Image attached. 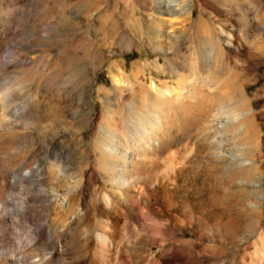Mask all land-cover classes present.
<instances>
[{"label":"rangeland","instance_id":"obj_1","mask_svg":"<svg viewBox=\"0 0 264 264\" xmlns=\"http://www.w3.org/2000/svg\"><path fill=\"white\" fill-rule=\"evenodd\" d=\"M170 1L0 0V95L24 107L0 127V264H250L232 236L264 173V0ZM42 140L77 154L46 162L54 208L77 187L84 211L59 250L21 213L43 184L8 183Z\"/></svg>","mask_w":264,"mask_h":264},{"label":"bare ground","instance_id":"obj_2","mask_svg":"<svg viewBox=\"0 0 264 264\" xmlns=\"http://www.w3.org/2000/svg\"><path fill=\"white\" fill-rule=\"evenodd\" d=\"M174 5H175V3H174ZM168 6L173 7L172 1L169 0ZM174 9H175V7H174ZM13 99L14 98H13L12 94L9 93V92L3 93V96L0 95V105H1L0 108L2 107V109H1L2 110L1 111L2 114L0 115V127L2 126V120L4 122L5 121L6 122H10L11 119L14 120L16 118H21L22 115H23L24 107H22L21 105H18V104L13 105L14 104L13 103ZM156 120L158 121V119H156ZM6 124H8V123H6ZM8 126H9V124H8ZM130 129H131V127H130ZM136 130L133 132V129H132V131H131L132 133L130 132V134H128L127 132L124 133L125 132V130H124L123 133H124V135L126 134V136L135 135V137H138V138H141L142 136H144L143 131L138 129L139 131L142 132V133L140 132V134H139L138 130H137V132H136ZM147 136H148V134H147ZM132 138H134V136H132ZM1 141H3V143L4 142L11 143L12 140L10 141V140H8L6 138L5 139L3 138V140L1 139ZM14 142H16V141H14ZM103 146H104V151L103 152H105L107 155H110L112 153L111 147H113V146L111 145V147H109L107 144H105ZM114 155H115V153H114ZM32 156L36 159L34 164L32 166L31 165L30 166L26 165L25 168L21 167L22 169H20L19 171L16 170L15 173L12 176H9L10 178L8 180V183L12 186V184L15 183L17 180H21V181L24 180V181L29 182L30 184H33V185L35 184V182H37V184L40 185V186L43 184L41 189H42V192H43L44 195L38 196L39 200H37V199L35 200L34 196L32 198L33 202H38L39 206H37V207H39L38 208L39 211H36L35 206H33L34 203L31 206V205L23 202L22 206H21V211H23V212H21V213H23L24 215L28 216V217H26L27 219L30 216H32L34 218L35 217H39L37 223H35V224L33 223V224L29 225V226H31L30 230H31V233H32V238H31L32 241L38 242L44 236L45 239H46V243L47 244H49L51 246H54V247L56 246L55 249L59 250L60 249V243L61 244H65L67 242H70V240L72 238H74V236H73L74 232H75L74 230H76L75 223H76V221L79 218H82V215H83L84 211H78L77 213L74 212L75 207L80 204V189L77 188L76 185H75L76 188L74 190H77V196L70 198L68 202H63L64 203V205L62 203V207L63 208H61V203H59V207L61 209L59 208L58 210H56L54 208L55 207V203L52 200L53 197L52 198H48L47 190H46L47 187H45V186H47L48 182L49 183L52 182V181H49L51 179H49V178L47 179V176H48L49 173L46 170V168H47L46 167V162H48V159L53 158L54 161H56V163H59V165H61V164L64 165L61 168H62V172H63L62 175L65 176L64 173H66V171L73 170V169H76L78 167L77 154L74 152L73 148H65V147L61 146L57 142L52 144L51 147L47 148L46 147V141H43V142H40V146H39L38 150L36 151L35 154H32ZM129 157L130 156L127 155V153L124 155V159H126V160H128ZM106 160H108V159H106ZM0 164H1V162H0ZM55 165H58V164H55ZM109 168L111 169V167H109ZM49 171H50V175H53L52 171L51 170H49ZM53 172H54V170H53ZM5 173H7V172H5ZM262 173H263V171L259 172L258 175H256V176L254 175L255 176V179H254L255 181L253 180V183L251 182L252 186L246 192V195L243 197L244 201L246 200L245 197L248 198V200H249L248 206L253 210L254 215H255L253 218L251 217L252 225L250 227H248L245 231H243V232H241V233H239L237 235L234 234V236H232V237L238 238L239 244L242 245V249L245 250L250 245L253 247L252 251L249 252V255H247L249 257V263L250 264H264V227L262 225V219L264 217V173L263 174ZM56 176H57V174L55 175V177ZM56 179H55V181H56ZM53 182H54V180H53ZM63 183H62V185H63ZM140 193H141V191H140ZM36 198H37V196H36ZM105 200H106V202H108L107 196H106ZM55 202H56V200H55ZM5 204H6V202H5ZM50 205H53V209H54L52 214L49 213ZM72 212L75 213L74 216H72ZM8 219L9 218L6 217V218L1 219V221H0V223L5 227V229L2 230L3 236H6L8 234V227H9L10 224H12L11 220L9 219L10 221H8ZM35 220H36V218H35ZM24 221H28V220H24ZM78 237H79V235H78ZM100 240L102 241L103 244H107L109 242L107 240V237H105V236H101ZM105 246H107V245H105ZM3 247H4L3 248V252H1V253L7 255L10 259H13V258L15 259V257H14L15 252H13L12 250H11L12 252L9 251L8 246H3ZM20 257L23 259V258H26V255L24 253H20ZM36 260H37V258H36ZM36 260H34L35 262L34 261L33 262L36 263V264H41L42 263L40 259H38L37 261ZM221 264H223V263H221Z\"/></svg>","mask_w":264,"mask_h":264}]
</instances>
